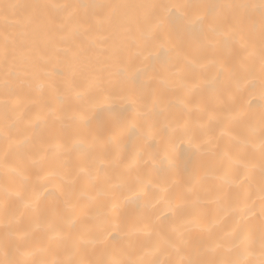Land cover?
Masks as SVG:
<instances>
[{"label": "bare ground", "instance_id": "1", "mask_svg": "<svg viewBox=\"0 0 264 264\" xmlns=\"http://www.w3.org/2000/svg\"><path fill=\"white\" fill-rule=\"evenodd\" d=\"M0 264H264V0H0Z\"/></svg>", "mask_w": 264, "mask_h": 264}]
</instances>
